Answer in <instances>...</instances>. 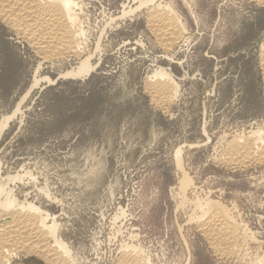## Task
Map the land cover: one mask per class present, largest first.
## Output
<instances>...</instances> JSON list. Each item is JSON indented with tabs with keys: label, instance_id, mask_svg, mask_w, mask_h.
<instances>
[{
	"label": "rangeland",
	"instance_id": "374dc122",
	"mask_svg": "<svg viewBox=\"0 0 264 264\" xmlns=\"http://www.w3.org/2000/svg\"><path fill=\"white\" fill-rule=\"evenodd\" d=\"M72 1L78 56L50 57L0 18V118L40 79L0 140L4 193L48 215L70 264H124V247L148 264H264V163L220 162L231 143L263 131L264 9ZM164 6L183 29L168 50L152 21ZM84 62L90 70L76 76ZM157 73L176 85L168 104L151 93ZM209 205L236 224V258L218 256L199 231ZM45 260L24 251L2 264Z\"/></svg>",
	"mask_w": 264,
	"mask_h": 264
},
{
	"label": "bare ground",
	"instance_id": "6f19581e",
	"mask_svg": "<svg viewBox=\"0 0 264 264\" xmlns=\"http://www.w3.org/2000/svg\"><path fill=\"white\" fill-rule=\"evenodd\" d=\"M150 1L147 0L148 3ZM144 2L142 4H148ZM252 2L264 9V0H252ZM74 7L72 0H0V18L11 25L17 33L27 38L35 49L48 51L50 57L58 53L78 56V35ZM162 8L163 13L152 16L153 20L152 18L150 20L156 21L158 25V28L153 31H156L161 48L168 50L171 45V37L178 40L183 29L179 22L171 18L173 14L171 9L165 6ZM262 57L264 73V53ZM79 67L75 73L76 76L84 75L90 70L85 62ZM156 76L159 81L151 87L153 91H150H152L154 98H158L156 100L158 105L168 104L174 98L176 85L174 86L164 73H157ZM39 82L40 79L33 81L12 114L10 113L11 115L0 118V140L9 124L20 113V106ZM234 144L231 143L220 158L222 164L238 168L247 163H264V126L263 131L252 133ZM4 186H0V195H2L0 212L4 214V218L0 219V264L8 255L10 257L14 253H24V251L41 253V256L49 264H70L64 243L58 238L56 225L48 226L46 223L48 215L30 203L18 206L16 199L11 195L12 193H6L7 191L4 193ZM196 219L199 223V231L218 253V256L221 258L237 257L236 241L239 231L223 208L209 205L202 208L200 216ZM128 249L127 247L121 249L124 253L122 255L127 256L125 253L130 252L127 258L124 257V260H121L124 261V264H148L146 260L138 256L135 248Z\"/></svg>",
	"mask_w": 264,
	"mask_h": 264
}]
</instances>
